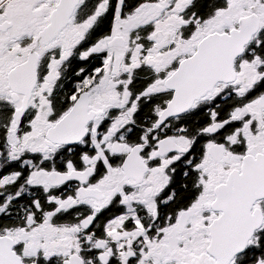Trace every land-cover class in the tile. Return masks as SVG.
Wrapping results in <instances>:
<instances>
[{"label":"snow or ice","instance_id":"1","mask_svg":"<svg viewBox=\"0 0 264 264\" xmlns=\"http://www.w3.org/2000/svg\"><path fill=\"white\" fill-rule=\"evenodd\" d=\"M0 264H264V0H0Z\"/></svg>","mask_w":264,"mask_h":264}]
</instances>
